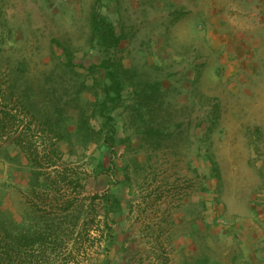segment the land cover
<instances>
[{
	"label": "rangeland",
	"instance_id": "374dc122",
	"mask_svg": "<svg viewBox=\"0 0 264 264\" xmlns=\"http://www.w3.org/2000/svg\"><path fill=\"white\" fill-rule=\"evenodd\" d=\"M90 3L70 8L68 0H0L3 101L17 103L20 129L31 116L32 128L35 120L48 121L39 128L61 137L52 138L56 153L41 156L43 165L52 159L82 185L75 191L63 181L55 185L59 191L49 187L54 167H37L9 135H0V247L10 244L23 255L27 239L49 232L46 245H34L44 254L37 264H109L115 241L129 243L122 253L127 264H149L150 243L166 241L167 213L192 200L196 176L186 166L188 137L175 134L186 127L185 114L168 105L147 110L144 97L124 90L119 97L106 95L109 82L100 68L115 58L91 16L94 10L103 19L111 13ZM108 97L121 105L111 108ZM12 124L6 121L9 134ZM110 137L111 150L105 143ZM260 174L264 187V163ZM109 195L119 203L111 211ZM85 196H94L98 214L87 235L81 225L89 206ZM64 199L71 208L59 213ZM4 256L0 248L6 263Z\"/></svg>",
	"mask_w": 264,
	"mask_h": 264
},
{
	"label": "crops",
	"instance_id": "0c3cea01",
	"mask_svg": "<svg viewBox=\"0 0 264 264\" xmlns=\"http://www.w3.org/2000/svg\"><path fill=\"white\" fill-rule=\"evenodd\" d=\"M90 1L111 13L119 37L100 71H114L147 110L185 114L175 134L188 137L192 200L167 213L166 241L150 243L149 264H264V0L68 6ZM128 244L115 241L107 262L127 264Z\"/></svg>",
	"mask_w": 264,
	"mask_h": 264
},
{
	"label": "trees",
	"instance_id": "16d2710c",
	"mask_svg": "<svg viewBox=\"0 0 264 264\" xmlns=\"http://www.w3.org/2000/svg\"><path fill=\"white\" fill-rule=\"evenodd\" d=\"M91 25L95 30L99 31L100 34L103 36V40L105 39L107 49L113 48L119 41V37L116 36L112 30V24L106 19L101 18L99 12L96 10H94L92 13ZM102 64L104 66L106 63L105 64L102 63ZM104 75L106 76V79H108L109 82V85L105 89L106 95L108 92H113L115 94L114 96L119 97L122 88L116 76L114 75V71L106 69V71H104ZM0 95H1L0 96V135L2 137L9 135L10 143L19 147L27 155L29 161L35 164L37 167L41 169H43L44 167H48V168L54 167L52 168V172L54 174L53 176L50 177L48 181L49 187L55 189L56 191H59V188L55 186L59 181H63L68 185H72L74 191L76 187L82 186L81 183L79 182V179L77 177H73L72 173H64L62 170H59L57 167H55L56 163L52 161V159L48 161L46 165H43L42 160L40 159L41 156L43 155L45 157L47 155L49 156L50 154L56 153V149L54 148V143L51 142V140L54 137L59 139L61 135L57 133H53V135L50 136L47 133L45 134L44 131L41 128H39L41 125H45V126L49 125L48 121L35 120L33 125L34 128H32L30 125L32 124V119H35L33 118L34 116H31L32 119L27 122L25 130L20 129L19 125L15 123V121H18L17 119L19 115L17 103L12 104L11 106H7V104L3 101L4 97L2 96V94ZM110 101L113 103V106L111 108H114L116 106V101L108 97L107 102ZM103 106H105V103H103ZM4 108H7V110ZM107 119L108 122L109 120H111L110 117H108ZM9 120L13 123L10 126V128H12L10 132L11 134H9L8 131L6 130L7 128L6 121ZM38 132L41 133L38 134ZM48 132L50 133V131ZM105 143L111 150L113 146V138L111 137L105 138ZM110 198H112L111 195L107 197V203H108L107 211H111L119 207L118 201L116 199H110ZM84 199L89 200V206L81 222V225L83 226L84 229V235H87L89 230L91 229V226L97 222L96 220L98 214L93 208L94 196H85ZM71 205H72V201H70L69 199H64V203L60 205L59 213L68 211L71 208ZM37 236L35 238L31 237L26 240L25 245L27 248L25 249H27L28 252L24 253L23 255L21 253H14L13 248L11 247L10 244H5L1 246L0 248H2V253L5 254L4 258L2 259L6 258L7 262L4 263L0 259V264H18V263L37 264L40 259L43 260L44 254L39 253V251L38 253H35L34 245L36 243H39V241L41 242L40 244L46 245L48 242L47 239L51 237V233L49 232L43 233ZM22 238L24 237L22 236ZM61 264H65V263H61Z\"/></svg>",
	"mask_w": 264,
	"mask_h": 264
}]
</instances>
